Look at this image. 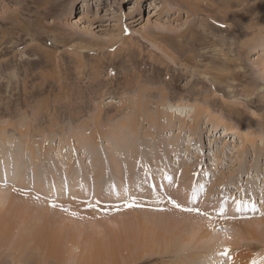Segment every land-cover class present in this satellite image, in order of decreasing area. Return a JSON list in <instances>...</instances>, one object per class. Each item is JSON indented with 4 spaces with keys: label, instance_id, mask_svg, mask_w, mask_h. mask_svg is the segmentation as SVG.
<instances>
[{
    "label": "rangeland",
    "instance_id": "obj_1",
    "mask_svg": "<svg viewBox=\"0 0 264 264\" xmlns=\"http://www.w3.org/2000/svg\"><path fill=\"white\" fill-rule=\"evenodd\" d=\"M211 217L216 244L167 239ZM263 241L264 0H0V264H264Z\"/></svg>",
    "mask_w": 264,
    "mask_h": 264
},
{
    "label": "bare ground",
    "instance_id": "obj_2",
    "mask_svg": "<svg viewBox=\"0 0 264 264\" xmlns=\"http://www.w3.org/2000/svg\"><path fill=\"white\" fill-rule=\"evenodd\" d=\"M173 109V111L174 110H178V112L180 113V112H183V113H186V112H189V114H191V112H192V109L191 108H189V106H187V105H184V104H181V103H177V104H174V105H172V107H171V110ZM153 114V113H152ZM151 118H152V116H151ZM150 119V118H149ZM153 119V118H152ZM153 121H154V119H153ZM214 125H216L215 123H214ZM224 134L226 135V134H229V133H236L237 132V130H235L233 127H226V128H224ZM240 137H241V142H242V144L244 143V142H246L247 140H249V141H252V139H250V138H248L250 135H249V132H247V131H244V132H241L240 133V135H239ZM144 142V141H143ZM157 151V150H156ZM157 153V152H156ZM164 154V153H163ZM162 155V154H161ZM160 155V156H161ZM159 156V157H160ZM21 171V170H20ZM14 174V178H19L21 175H19V173H17V174H15V173H13ZM8 175V172H7V174L5 175V176H7ZM248 180V179H247ZM21 183V182H20ZM62 183V182H61ZM65 185V187H66V184H64ZM68 186V185H67ZM68 188V187H67ZM13 192V191H12ZM126 192V191H125ZM151 192V191H150ZM153 194H155V193H153ZM24 195V194H23ZM151 197V196H150ZM156 197V196H155ZM154 197V198H155ZM152 200H150V202H151ZM152 202H154V200L152 201ZM157 201H155V203H156ZM156 205V204H155ZM221 206H223V207H225V211H228V212H231V211H235V212H239V211H237L235 208H231L229 205H220L219 206V208L221 207ZM219 208H215L214 210L215 211H217ZM234 212V213H235ZM135 213V212H134ZM240 213V212H239ZM197 216H199V215H197ZM201 217H202V215H200ZM211 216V215H210ZM253 217H248L247 215H246V217H240L239 215H234V217L231 215V217L230 216H226L225 217V219H227L228 221H229V223H230V225L234 228V230L236 231V233H233L232 234V237L230 238V239H228V240H226V241H224L225 243H227V246H228V249H229V251L230 252H235V250L234 251H232V246H235V244H237L238 243V240L239 239H241V237H242V232H245L246 231V224L248 223V222H250V221H252L253 219H252ZM243 219V223L241 222V220ZM208 220V219H207ZM207 220H203V219H196V220H194L191 224H187L186 226L187 227H189V230L188 231H184V230H174V231H171V232H169L168 233V240L171 242H173L174 244H178V245H181L183 242H187V241H190V240H192V239H194V241L195 242H203V243H206V242H208V241H210V240H212V244H216L218 241V236H216V232H215V230H216V221H215V218L214 217H211L209 220H208V222H207ZM205 222H207V223H205ZM205 223V224H204ZM261 223H263V222H261ZM260 223V224H261ZM258 226H260L259 224H258ZM5 230H6V228H5ZM259 231V230H258ZM229 236H230V234H229ZM258 242H260V241H258ZM264 242V241H263ZM145 243L147 244V242L145 241ZM154 244V243H153ZM246 244V243H245ZM263 244V243H262ZM261 244V245H262ZM148 245V244H147ZM194 245V244H193ZM210 245V244H209ZM260 245V246H261ZM242 246H244V245H242ZM263 246V245H262ZM75 248V247H74ZM237 248V247H236ZM258 249V248H257ZM248 250H249V248H248ZM251 250V249H250ZM249 250V251H250ZM256 250V249H255ZM248 251V252H249ZM257 251V250H256ZM191 252V251H190ZM204 252V251H203ZM208 252V251H207ZM149 252H144V254H148ZM189 253V252H188ZM254 253H255V251H254ZM133 254V252H131V254L127 257V258H125L124 260H123V262H122V264H128V263H130V259L132 258L131 257V255ZM139 253H136V255H138ZM258 254H260L259 252H258ZM75 255H77L76 253L74 254H71V256L69 257V259H68V261L70 262V263H74V262H76L77 261V258L75 257ZM196 255H198V260H199V263H197V264H222L223 263V261H224V259H223V256L221 255V254H219V253H210V252H208V253H204V254H202V255H205V256H200L199 255V252L197 251L196 252V250H195V252H194V254H193V257H195ZM200 256V257H199ZM261 256V255H260ZM231 259H230V264H244V263H237L236 261L235 262H233V260H234V257L232 256V254L229 256ZM252 257V256H251ZM262 257V256H261ZM263 258V260H262V263H264V257H262ZM227 262V261H226ZM244 262V261H243ZM225 263V262H224Z\"/></svg>",
    "mask_w": 264,
    "mask_h": 264
},
{
    "label": "snow or ice",
    "instance_id": "obj_3",
    "mask_svg": "<svg viewBox=\"0 0 264 264\" xmlns=\"http://www.w3.org/2000/svg\"><path fill=\"white\" fill-rule=\"evenodd\" d=\"M165 179L171 180V177L165 176ZM169 202L172 203L176 207H181L179 204L176 203L175 200H172L171 198H170ZM236 203H237V205H239L240 202L236 201ZM89 206H92V205H89ZM124 206L125 207H133V206H139V205L136 203L135 197H131L129 201L125 202ZM253 208H254V205H253ZM184 210L191 211V212H196L197 214H200V215H205V216L209 215L208 213L201 212V210L198 209V208H187V209H184ZM237 211H239V207H237ZM219 212H220L221 216H223V212H224L223 206L220 207ZM73 215H75V213H73Z\"/></svg>",
    "mask_w": 264,
    "mask_h": 264
}]
</instances>
